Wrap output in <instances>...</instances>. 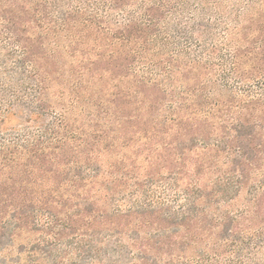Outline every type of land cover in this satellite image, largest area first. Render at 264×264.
Returning a JSON list of instances; mask_svg holds the SVG:
<instances>
[{
	"label": "trees",
	"instance_id": "obj_1",
	"mask_svg": "<svg viewBox=\"0 0 264 264\" xmlns=\"http://www.w3.org/2000/svg\"><path fill=\"white\" fill-rule=\"evenodd\" d=\"M0 264H264V0H0Z\"/></svg>",
	"mask_w": 264,
	"mask_h": 264
}]
</instances>
